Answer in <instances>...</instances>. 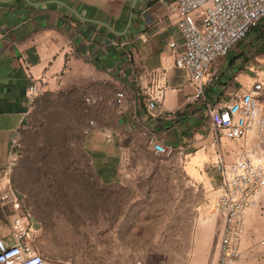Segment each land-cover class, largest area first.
Returning a JSON list of instances; mask_svg holds the SVG:
<instances>
[{"label": "crops", "instance_id": "1", "mask_svg": "<svg viewBox=\"0 0 264 264\" xmlns=\"http://www.w3.org/2000/svg\"><path fill=\"white\" fill-rule=\"evenodd\" d=\"M130 2L0 0V168L11 131L24 116L28 123L26 89L35 79L40 92L34 100L50 94L41 112H88L83 149L104 184L121 182L127 144L138 140L150 150L146 139L154 136L172 145V159L183 171L181 189L191 196L185 205L201 209L193 218L196 224L209 210L218 181L213 165L217 155L231 161L242 144L257 141L252 132L244 140L215 139L206 106L219 107L252 82L261 81L258 99L264 108V23L251 27L214 60L203 96L193 98L188 71L174 62L183 48L170 9L172 0H135L129 15ZM200 14V10L193 13L197 25ZM169 42L174 43L172 47ZM116 93L122 94L120 103L115 102ZM203 201L206 205L201 206ZM1 206L0 234L6 235L11 208L0 201ZM214 220L206 217L204 222L209 226L219 221ZM31 224L36 228L35 221ZM247 224L241 242L245 258L240 263L264 262V193L260 204L249 211ZM116 225L119 234L123 227L133 233L138 223ZM115 239L129 246L133 237Z\"/></svg>", "mask_w": 264, "mask_h": 264}, {"label": "built area", "instance_id": "2", "mask_svg": "<svg viewBox=\"0 0 264 264\" xmlns=\"http://www.w3.org/2000/svg\"><path fill=\"white\" fill-rule=\"evenodd\" d=\"M170 9L183 48L175 57V66L188 71L194 85L193 98L203 96L214 60L224 56L251 27L264 23V0H172ZM197 10L201 11L199 25L193 16ZM262 89L263 82L254 81L234 94L229 102L219 107L206 106L215 139L244 140L250 132L257 138L254 144L243 142L231 161L217 155L213 162L218 181L208 207L219 220L216 264H235L244 259L241 242L247 234L249 211L260 204L264 193V108L258 99ZM39 92V83L31 79L26 89L27 115ZM122 100V94L116 93L115 102ZM152 106L149 102L148 107ZM24 117L10 133L6 160L0 168L1 205L8 203L14 211L8 233L0 234V264H50L34 245V228L28 217L20 213L21 196L10 183L11 170L22 156L21 131L27 126ZM146 143L156 156L173 154L172 145L162 144L154 136H148ZM133 264L143 263L135 260Z\"/></svg>", "mask_w": 264, "mask_h": 264}, {"label": "rangeland", "instance_id": "3", "mask_svg": "<svg viewBox=\"0 0 264 264\" xmlns=\"http://www.w3.org/2000/svg\"><path fill=\"white\" fill-rule=\"evenodd\" d=\"M27 128L28 123L25 130ZM133 146L135 158L129 160L123 153L120 166L121 183L130 188L133 196L125 200L122 215L114 219L107 212L109 207L104 206L92 216L88 222L90 227L85 226L83 233L76 236L68 229L65 237L57 236L51 241L37 237V225L33 227V241L41 254L51 264H133L135 260L143 264H209V258L212 264H216L218 222L209 226L204 222L206 217L215 221L216 217L208 210L196 222L197 225L194 223L193 218L197 217L199 209L193 210L185 205L191 196L181 189V166L172 156H158L157 160L147 158L145 146L138 140ZM204 203L201 206L206 205ZM119 221L138 225L133 233L123 227L119 234L120 229L116 227ZM56 222L60 231L64 225L59 219ZM119 235L133 237L130 245L124 246L116 241ZM202 255L206 257L205 261ZM251 262L264 264L262 260Z\"/></svg>", "mask_w": 264, "mask_h": 264}, {"label": "trees", "instance_id": "4", "mask_svg": "<svg viewBox=\"0 0 264 264\" xmlns=\"http://www.w3.org/2000/svg\"><path fill=\"white\" fill-rule=\"evenodd\" d=\"M49 100L50 94H44L33 101L28 128L21 135L22 157L12 170L11 183L21 196L20 213L37 223L38 238L51 241L65 237L68 229L76 236L83 233L104 206L109 207L110 217L118 218L125 200L133 196L128 186L104 184L95 173L83 149L88 112H41ZM134 148L125 146L127 159L135 158ZM145 153L151 160L159 159L147 148ZM57 219L64 225L60 231Z\"/></svg>", "mask_w": 264, "mask_h": 264}, {"label": "water", "instance_id": "5", "mask_svg": "<svg viewBox=\"0 0 264 264\" xmlns=\"http://www.w3.org/2000/svg\"><path fill=\"white\" fill-rule=\"evenodd\" d=\"M134 2H135V0H131V2H130L129 15L132 12V8H133V5H134ZM62 5L65 6L73 14H76L71 8L67 7L65 4H62Z\"/></svg>", "mask_w": 264, "mask_h": 264}]
</instances>
